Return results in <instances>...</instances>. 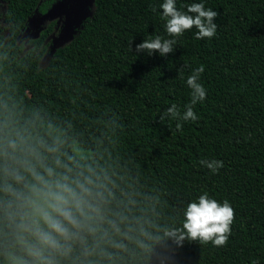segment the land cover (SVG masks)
<instances>
[{
    "label": "trees",
    "instance_id": "1",
    "mask_svg": "<svg viewBox=\"0 0 264 264\" xmlns=\"http://www.w3.org/2000/svg\"><path fill=\"white\" fill-rule=\"evenodd\" d=\"M2 1L0 264L24 254L19 221L8 215L6 185L23 187L11 179L14 168L23 172L11 157L43 174L32 153L54 167L43 147L54 138L72 175L83 171L100 194L92 201L100 209L92 213L95 235L84 233L57 264H264V0H175L179 11L203 3L219 13L210 39H196L195 28L168 36L165 0H93L89 17L42 68L48 25L25 52L17 37L57 0ZM156 36L175 39L174 51L136 52ZM201 65L206 98L192 106L198 119L161 121L173 104L181 116L187 111V78ZM72 141L90 155L73 153ZM212 160L223 161L216 174L200 163ZM204 192L234 209L223 247L178 241L187 204Z\"/></svg>",
    "mask_w": 264,
    "mask_h": 264
},
{
    "label": "clouds",
    "instance_id": "2",
    "mask_svg": "<svg viewBox=\"0 0 264 264\" xmlns=\"http://www.w3.org/2000/svg\"><path fill=\"white\" fill-rule=\"evenodd\" d=\"M160 7L162 19L166 20L168 36L179 37L186 30L193 28L197 29L196 39H210L216 35L217 24L214 19L219 13L211 8L205 9L203 3L188 5L186 12L177 9L175 0H165ZM175 44V39L156 36L136 45V52H147L148 55L158 52L161 56H166L174 51ZM204 70L201 65L187 78V85L192 90L187 111L181 116L177 106L173 104L160 116L161 121L169 116L183 121L198 119L192 106L206 98V89L198 82ZM176 127L180 129L181 124L177 123ZM9 147L13 151L16 150L15 143H11ZM43 147L56 157L53 161L54 167L48 166L42 162L43 157L33 151L32 156L43 169V174L37 171L31 161H20L15 156L11 157L23 168V172L14 168L11 179L23 187L13 188L11 184L6 185L5 192L12 198L8 204V215L14 223L17 219L19 221L15 223L19 232L17 240L24 252L21 256L9 254L6 259L10 260L11 264H57L56 256L68 257L73 250V244L84 241V233L93 236L96 233L92 213L99 216L100 209L94 206L92 201L100 194L93 191L91 177L85 176L83 171L72 175L73 169L60 158L59 139L54 138L51 145ZM5 155L7 156V153ZM200 163L205 164L213 174L224 166L220 160ZM61 168L64 169L63 172L58 170ZM24 173H28L31 180ZM13 206L15 211H11ZM183 217L178 229V241H199L204 244L211 242L216 247H223L231 234L230 226L234 222L235 213L228 200L220 203L204 192L199 195L198 200L187 204ZM23 233H26L28 238H24L21 235Z\"/></svg>",
    "mask_w": 264,
    "mask_h": 264
},
{
    "label": "rangeland",
    "instance_id": "3",
    "mask_svg": "<svg viewBox=\"0 0 264 264\" xmlns=\"http://www.w3.org/2000/svg\"><path fill=\"white\" fill-rule=\"evenodd\" d=\"M93 9V0H57L44 15L31 16L20 31L17 42L21 51L25 52L33 47L34 40L47 25L49 31L42 43V53L38 59V67L47 63L55 48L65 44L80 28L84 20L89 17ZM5 3L0 0V29L4 32L5 26L2 15ZM71 151L77 156H89L90 151L78 146L74 141L70 143Z\"/></svg>",
    "mask_w": 264,
    "mask_h": 264
}]
</instances>
